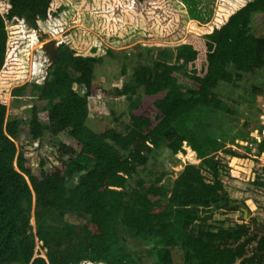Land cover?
Segmentation results:
<instances>
[{
	"label": "trees",
	"instance_id": "16d2710c",
	"mask_svg": "<svg viewBox=\"0 0 264 264\" xmlns=\"http://www.w3.org/2000/svg\"><path fill=\"white\" fill-rule=\"evenodd\" d=\"M70 9L80 27L69 33V45L55 44L44 81L32 85L29 118L6 119L3 93L11 89L16 107L24 104L22 87H15L21 42L6 28L24 24L41 43L66 29ZM261 11L264 0L243 1L221 23L188 36L189 13L174 0H0V264H138L120 245L118 226L149 244L155 264H264V223H205L231 206L216 153L239 157L225 147L238 113L216 90L264 74V38L249 32L251 16ZM133 30L147 42H181L172 59L164 54L138 65L131 83L107 92L126 98L128 124L91 125L89 103L101 89L94 70L104 53L112 55L104 43L124 42ZM247 93L264 98V87L250 85ZM37 102L46 104L42 116ZM192 112L196 126L179 134L173 123ZM242 128L261 134L264 127L245 120ZM44 139L55 162L42 149ZM24 142L35 146L34 164ZM186 148L199 165H185L174 179L165 171L138 175L155 163L154 154L174 157ZM258 149L264 154L263 143ZM71 214L80 221H69ZM36 243L44 257H35Z\"/></svg>",
	"mask_w": 264,
	"mask_h": 264
},
{
	"label": "rangeland",
	"instance_id": "374dc122",
	"mask_svg": "<svg viewBox=\"0 0 264 264\" xmlns=\"http://www.w3.org/2000/svg\"><path fill=\"white\" fill-rule=\"evenodd\" d=\"M182 4L189 13V22L187 35L201 33L205 27L211 23H221L233 10H235L243 1L247 0H174ZM252 1V0H251ZM75 11L70 9L67 15L66 29L57 35H48L47 39L41 43H35L36 33L24 24H18L14 27H7L11 39L19 40L21 46L17 50L18 61L21 69V81L15 87L21 86L20 94L24 104L16 107L17 100L10 97V90L3 93L7 101L6 119L25 120L29 118L27 109H31L34 104L35 95L32 91L33 84H41L44 81L45 72L50 65L49 56L42 50V45L48 41L54 40L55 44L63 41L66 45L70 43L69 33L80 27L76 19ZM88 28L87 25L82 26ZM90 36L95 33L89 29ZM249 32L257 37L264 38V11L254 13L251 16ZM98 36V35H97ZM181 41L176 43H164L161 41L147 42L141 38L140 33L136 30L131 31L124 42L115 41L113 44H105L110 49L112 55L104 53L102 63L95 67V75L100 85V90L90 100V123L94 125L96 121L105 124L109 128H120L128 124L127 116L128 102L125 97H112L107 92H112L125 83H131L129 77L133 68L140 64L150 63L160 59L164 54L170 60L174 57L177 46ZM250 85L264 87V74L255 72L252 75H242L238 79L236 86L221 85L218 86L216 93L220 98L226 100L237 111V128L230 143L226 148L236 151L239 157L217 152L216 157L221 161L219 179L231 201V206H238L247 211V218H254L258 222L264 223V154L259 153V145L264 144V128L261 134L258 131L247 133L242 124L245 120L255 122L258 126L264 127V98L251 97L247 91ZM80 95L84 89L74 86ZM142 91H139V95ZM138 95V96H139ZM39 115H43L45 102H37ZM198 121V115L195 112L187 113L179 117L173 127L179 134H185L193 129ZM25 148L27 157L34 164L38 158L33 144L22 143ZM42 149L49 153L51 161L55 162V153L44 139L41 142ZM155 163H148L146 168L139 172L138 175L149 178V172L156 174L165 171L170 179L176 178L177 174L185 165H199L201 160L194 157L196 161H190L187 158V148L183 153L176 156H170L168 151L162 150L153 155ZM206 180L211 177L203 172ZM166 177V178H167ZM166 178L163 182L166 183ZM262 183V184H261ZM32 216V214H31ZM69 221L78 223L79 217L68 215ZM82 220V219H81ZM243 219V213L235 210L214 211L212 218L206 221V226L217 229L220 227H232L240 224ZM84 223V222H82ZM30 224L34 227V220L31 217ZM117 235L120 245L136 259L138 264H155V256L150 252V246L147 242L136 238L130 232L118 226ZM251 250V249H250ZM45 251L41 248L40 243H36L35 257H44ZM80 264H103L81 262Z\"/></svg>",
	"mask_w": 264,
	"mask_h": 264
},
{
	"label": "water",
	"instance_id": "95a60500",
	"mask_svg": "<svg viewBox=\"0 0 264 264\" xmlns=\"http://www.w3.org/2000/svg\"><path fill=\"white\" fill-rule=\"evenodd\" d=\"M42 50L44 53H46L49 56V61L52 63L54 59L56 58V51H55V41L51 40L42 45ZM225 206L227 209L235 210V211H241L243 213V219L247 220V211L244 210L241 207L238 206H229L227 203H225Z\"/></svg>",
	"mask_w": 264,
	"mask_h": 264
}]
</instances>
